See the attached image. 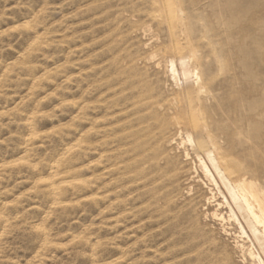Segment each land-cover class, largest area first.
I'll return each instance as SVG.
<instances>
[{
  "label": "rangeland",
  "instance_id": "1",
  "mask_svg": "<svg viewBox=\"0 0 264 264\" xmlns=\"http://www.w3.org/2000/svg\"><path fill=\"white\" fill-rule=\"evenodd\" d=\"M182 2L210 37L201 63L217 97L203 111H229L223 153L264 166V0ZM144 8L0 0V264H252L235 223L202 210L195 159L165 160L174 94L149 59L167 32H144Z\"/></svg>",
  "mask_w": 264,
  "mask_h": 264
},
{
  "label": "bare ground",
  "instance_id": "2",
  "mask_svg": "<svg viewBox=\"0 0 264 264\" xmlns=\"http://www.w3.org/2000/svg\"><path fill=\"white\" fill-rule=\"evenodd\" d=\"M144 1V16L153 25L144 28V32L150 33L153 39L156 37L159 43L162 32L163 35L167 32L164 38L169 39V46L165 49L163 39L160 52L151 54L149 59L163 71L164 89L174 94L163 105L164 116L168 117L164 120H167L168 129L173 131L164 142L165 160L178 153H182L185 160L195 159V167L193 164L188 179L207 189L202 198V210L208 214V208L213 207L211 216L215 220L235 223L242 238L247 240L248 247L244 249L250 262L264 264V166L254 163L243 167L232 163L223 153L216 127V120L224 118L229 111L213 106L210 108L213 116L203 111L205 104H212L217 97L215 90L208 87L205 65L201 63L200 41L210 38L205 32L207 26L189 21L182 0ZM152 27H157L160 33L153 34ZM149 46L150 42L143 45L144 49ZM214 62L223 64L217 58ZM238 74L233 77L236 79ZM251 94L259 101L258 93L244 88L237 92L240 99ZM231 105L233 103L228 107Z\"/></svg>",
  "mask_w": 264,
  "mask_h": 264
}]
</instances>
